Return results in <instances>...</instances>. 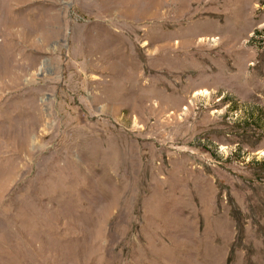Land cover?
Listing matches in <instances>:
<instances>
[{"label": "rangeland", "instance_id": "1", "mask_svg": "<svg viewBox=\"0 0 264 264\" xmlns=\"http://www.w3.org/2000/svg\"><path fill=\"white\" fill-rule=\"evenodd\" d=\"M0 264H264V0H0Z\"/></svg>", "mask_w": 264, "mask_h": 264}]
</instances>
